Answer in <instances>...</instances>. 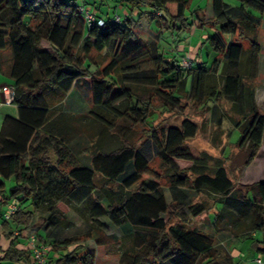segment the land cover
Returning a JSON list of instances; mask_svg holds the SVG:
<instances>
[{
	"label": "trees",
	"instance_id": "16d2710c",
	"mask_svg": "<svg viewBox=\"0 0 264 264\" xmlns=\"http://www.w3.org/2000/svg\"><path fill=\"white\" fill-rule=\"evenodd\" d=\"M84 1L0 0V72L12 79L16 107L0 124V238L7 241L0 264L34 263L30 248L19 245L35 215L45 229L67 227L68 208L91 226L58 242L36 230L37 245L50 247L45 264H94L96 251L77 243L90 238L118 243L120 264H240L211 232L187 221L213 207L215 231L264 245V172L246 183L232 178L256 158L264 164V111L254 100L264 0H210L209 16L204 7L186 14L191 0H120L127 11L118 21L101 11L108 0ZM142 8L155 13L154 40L136 30L133 13ZM205 26L213 29L205 37L216 54L211 65L202 59L186 68L178 51L161 50L163 32ZM84 77L91 102L86 112H73L65 99ZM220 100L230 104L225 114L239 130V165L205 150L194 154L186 142L200 125L189 117L166 128L155 123L164 112L184 113L189 102L215 113ZM216 122L213 143L221 133ZM189 188L211 203L193 202ZM8 201L16 210L5 218ZM101 216L124 234L106 236ZM256 251L264 258V247Z\"/></svg>",
	"mask_w": 264,
	"mask_h": 264
},
{
	"label": "rangeland",
	"instance_id": "374dc122",
	"mask_svg": "<svg viewBox=\"0 0 264 264\" xmlns=\"http://www.w3.org/2000/svg\"><path fill=\"white\" fill-rule=\"evenodd\" d=\"M209 0H191L190 7L186 9L185 13L190 14V11L193 10L195 7H204L205 9L208 8ZM226 3L230 5H238V0H224ZM82 0H78V3H81ZM89 4H92L93 0H86ZM210 7V4H209ZM144 9L142 8L140 12H142ZM127 10V6L120 3V0H108L107 3L103 6H101V11L106 12L108 16H112L113 14H118L119 16L123 17L125 11ZM255 10H253L254 12ZM98 12V11H97ZM144 12V11H143ZM99 13V12H98ZM142 17L139 14H136L134 16V19L137 20V26L136 30L140 33V35L144 38H147L148 40H154L157 37L156 31L159 30V24L156 22V18H152L150 15H145L142 19ZM195 35L191 33L190 30H176L174 32L171 31H165L161 35L160 40V46L161 50L166 51H181L178 46L177 39H180L181 45L192 44L195 45L196 42H198V49L200 51L201 59L205 60V65H211L214 56L216 55L213 51L212 47L209 45L208 42L205 41V37L207 34H210L213 32V29L209 26H205L203 28H198ZM257 40L264 46V14H262L261 23L257 32ZM204 41V43H202ZM175 46V47H174ZM8 55V52L5 53ZM194 58L196 59L197 56L194 55ZM194 58H192V55H185L182 59H184V66L189 67L190 62H193ZM0 75L2 77H5V79L8 83H12V79L4 74L3 72H0ZM191 84V78H188L187 81V87L189 88ZM259 86L258 79L256 80V87ZM76 90L79 91V93L72 94L73 95V101L74 103L72 106H78V109L80 110H87L89 108V103L91 102V87H90V78L84 77L79 81L76 85ZM7 100V99H6ZM66 100L64 105H68ZM192 102H189L188 109L184 113H174V112H164L161 114L157 121L155 122L157 124L158 128L164 127L166 128L169 125H179L181 120L184 117H189L193 121L197 122L200 125V128L198 130L197 135L186 142V145L190 146L196 154V151L205 150L208 153H211L214 156L218 157H224L226 164L230 163V160L233 158V162L239 165L243 161V156L241 154H235L237 153V147L235 145V142L239 138V130L234 128L228 117L226 116L225 112H227L230 104L226 101L220 100L217 101L215 104V110L216 112L213 113V111H210V109H204L201 106H195L191 104ZM1 105H12L5 106L4 108H0V114L3 112L8 113V109H12V112L14 111L15 107L13 104H4L0 103ZM8 107V109L6 108ZM261 109V111H264V107H258ZM77 109V110H78ZM216 118H220V124L219 128L221 129V133L219 136H217V140L213 143V136H215V130H217V122ZM218 142V143H217ZM258 162L262 159L264 161V148H262L261 153L259 155ZM229 157V158H228ZM256 168L253 173L261 170L264 172V164L262 163H256ZM261 166V167H260ZM154 167H157V162L154 164ZM228 168H232L231 166H228ZM252 173V174H253ZM232 178L235 180V183H237L238 180L240 182L246 183V167H242L238 170H234L232 173ZM235 176V178H234ZM251 180L250 178L247 179V181ZM162 186L164 187L165 193L167 195L168 199H171L172 194L170 189L166 186V180L163 178L161 180ZM12 184L11 180H8L6 182V194L8 193L9 187ZM190 190V191H189ZM186 193L188 196L192 195L194 192L189 188ZM192 193V194H191ZM206 200L209 203H211V198L206 195L204 192H200L198 194H193V202H199ZM211 212H214V208H210L208 212L202 213L201 215L197 217H190L188 216L187 224L190 227L198 228L205 232H211L213 234L214 242L216 245L221 246L229 252L233 256H236L239 251L241 250L242 256L239 258L240 264H254L253 259L255 260V257L257 256L256 250L246 249V245L242 240L243 238H238L234 234L228 232V231H215L213 228L210 217ZM65 218L69 225L67 227H58L56 229H45L43 226V221L41 218H39L37 215H35L33 220V226L29 229L28 235H31L32 233L36 232V229H41V232L43 233L44 237L48 239L49 241H55L58 242L66 237H77L83 233H85L91 226L89 220H85L82 218L79 214H77L74 210L68 208L65 211ZM99 220L103 224V231L106 233V236L108 235H115V236H122L124 234V229H121L119 227H116L114 224H112L109 219L105 216L99 217ZM105 244H100L99 242H96L94 239H87V240H78V244H83L86 247L90 249H94L96 251V258L94 264H120L119 263V257H120V250L118 247V243L114 242L112 239L108 240L105 239ZM244 245V246H243ZM74 246H69V249L73 248ZM251 248H254L252 245H250ZM240 249V250H239Z\"/></svg>",
	"mask_w": 264,
	"mask_h": 264
},
{
	"label": "crops",
	"instance_id": "0c3cea01",
	"mask_svg": "<svg viewBox=\"0 0 264 264\" xmlns=\"http://www.w3.org/2000/svg\"><path fill=\"white\" fill-rule=\"evenodd\" d=\"M86 3H88V2H86ZM207 3H208V8L206 9V14H207V16H209V15L212 14V4H211V1L210 0L207 1ZM209 4H210V7H209ZM233 6H237V5H233ZM143 11L142 12L136 11V12L133 13V16H135L136 14H139V15L141 14L140 16L143 18L145 15L153 16L155 14L153 12H150L149 9H144ZM252 12H253V10H252ZM157 13L158 12H156V14ZM253 13L254 14H258L257 11H254ZM197 29L198 28L191 29V33L193 35H195L196 33H198L197 32ZM258 43L261 46V49H260V52H259V55H258V64H257V66H258L257 79H258L259 86H257L255 88L254 100H255V103H256V105L258 107H264V46H262V44L260 42H258ZM178 46L181 47L180 48L181 51L178 52V53L181 54L180 58H182L186 54L187 55L189 54V55H192V58H194V55L197 56L196 59L195 58L193 59L194 60L193 62L202 61L201 56H200V51L198 49V42H196L195 45H192L190 43V44H187V46H186V43H185V45H181V42L179 41L178 42ZM5 81H7L5 79V77H2L0 75V103L11 104L10 102H8L6 100V95L4 93V90H5L6 87H12V83H8V82H5ZM75 93H79V91H77L76 88L74 87L71 90V92L68 94V96L66 97V99H65V101L66 100H69V101H67V103H69V104L66 105V106H64L65 108L71 109L73 112H77L78 110L81 109V108L78 109V106H72V104L74 103V101L72 99L73 98V95L72 94L75 95ZM5 106H10V105H1L0 108H4ZM11 106H10V108H11ZM6 108L8 109V107H6ZM87 110L83 109V110H80V111L81 112H86ZM7 115H12V116L16 115V107H15V109H14L13 112H12V109H10V110L8 109V113L7 112H3L2 114H0V124H1V122L3 120V118L5 116H7ZM261 150H260V152H261ZM260 152L258 153V156H259ZM256 163H257V158L254 160V162L251 163V165H249L248 167H246V182H249V181H252L253 180L254 176L252 175V173H253L252 171L255 170ZM248 178H250L251 180L247 181ZM10 204H13V201H8V203L5 204L4 207L2 206L3 207L2 209L7 210L8 209V205H10ZM211 217H212V215H211ZM211 217H210V220H211ZM39 232H41V229H39ZM258 236L260 237V234ZM36 239H37L38 242L41 243V241L37 238V236H36ZM253 240H254V238H251V239L250 238L249 239L246 238V240L245 239L242 240V242H244V244L246 245V249L256 250L257 247H264V245H262L261 243H258L257 246L255 247L254 245L251 244ZM6 243H7V241L1 240V238H0V244L5 245ZM20 243L21 244L19 245V247H21V248L28 247L29 248V243H28V239L27 238H25ZM250 245H252L254 248H251ZM257 255H259V254L257 253ZM241 256H242V253H241V250H240L239 253L236 256H233V258H234V260H239V258H241ZM253 263L256 264L254 259H253ZM14 264H35V263H32V262H26V263L20 262V263H14Z\"/></svg>",
	"mask_w": 264,
	"mask_h": 264
},
{
	"label": "built area",
	"instance_id": "2783aa9c",
	"mask_svg": "<svg viewBox=\"0 0 264 264\" xmlns=\"http://www.w3.org/2000/svg\"><path fill=\"white\" fill-rule=\"evenodd\" d=\"M80 9L84 12L85 17L87 18V20L89 22L94 20V16H93L91 11H89L87 8H85L83 6H81ZM115 20L116 21L119 20V15L115 16ZM98 23L101 24L102 21H98ZM184 61H185L184 59L181 60V64L183 66H184ZM189 67H190V65H189ZM186 68H188V67H186ZM4 93L6 95L7 101L10 102L12 99V93H13L12 87H6L4 90ZM15 210H16L15 205H13V204L8 205V209L5 212L4 217L8 218ZM27 239H28L29 248L31 250V255H32V259H33L34 263L35 264H45V262L47 260V254H48V251L50 249L49 245H45V244L37 245V239H36L34 233L29 235L27 237ZM255 263L256 264H264V258H262V255H257L255 257Z\"/></svg>",
	"mask_w": 264,
	"mask_h": 264
}]
</instances>
